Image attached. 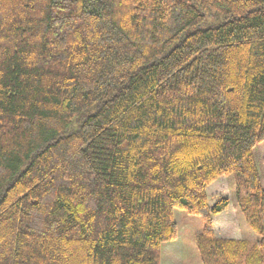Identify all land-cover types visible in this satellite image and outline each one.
Listing matches in <instances>:
<instances>
[{
  "label": "trees",
  "instance_id": "1",
  "mask_svg": "<svg viewBox=\"0 0 264 264\" xmlns=\"http://www.w3.org/2000/svg\"><path fill=\"white\" fill-rule=\"evenodd\" d=\"M207 22L206 27H200ZM264 0H0V264H264ZM235 179L257 239L219 237Z\"/></svg>",
  "mask_w": 264,
  "mask_h": 264
},
{
  "label": "rangeland",
  "instance_id": "2",
  "mask_svg": "<svg viewBox=\"0 0 264 264\" xmlns=\"http://www.w3.org/2000/svg\"><path fill=\"white\" fill-rule=\"evenodd\" d=\"M206 26L207 22L200 25V27ZM253 156L264 186V140L254 146ZM206 194L209 204H213L220 197L229 199L227 207L213 217V230L216 236L223 233L221 236L228 238H233V236L253 240L258 238V233L249 227L236 205L235 179L232 174L222 175L215 179L207 186ZM173 217L176 222L177 236L173 240L162 243L159 264H202L195 243V236L202 229L201 216L188 213L181 208H174ZM227 225L235 229L227 232L225 231Z\"/></svg>",
  "mask_w": 264,
  "mask_h": 264
},
{
  "label": "crops",
  "instance_id": "3",
  "mask_svg": "<svg viewBox=\"0 0 264 264\" xmlns=\"http://www.w3.org/2000/svg\"><path fill=\"white\" fill-rule=\"evenodd\" d=\"M214 217V216H213ZM226 226H224V228H225ZM232 229H235V227H233V226H231V225H227V227H226V230L225 231H229V230H232ZM221 235H223V233H220L218 236L219 237H222ZM233 238H236V237H234L233 236Z\"/></svg>",
  "mask_w": 264,
  "mask_h": 264
}]
</instances>
